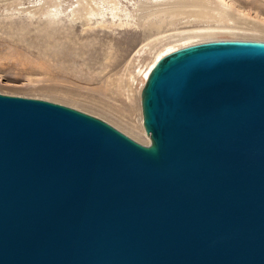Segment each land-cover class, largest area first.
<instances>
[{
	"label": "water",
	"instance_id": "1",
	"mask_svg": "<svg viewBox=\"0 0 264 264\" xmlns=\"http://www.w3.org/2000/svg\"><path fill=\"white\" fill-rule=\"evenodd\" d=\"M141 145L0 94V264H264V42L158 59Z\"/></svg>",
	"mask_w": 264,
	"mask_h": 264
},
{
	"label": "rangeland",
	"instance_id": "2",
	"mask_svg": "<svg viewBox=\"0 0 264 264\" xmlns=\"http://www.w3.org/2000/svg\"><path fill=\"white\" fill-rule=\"evenodd\" d=\"M173 1L0 0V94L76 109L148 145L140 93L158 59L210 41L264 42V0H198L203 10L184 15Z\"/></svg>",
	"mask_w": 264,
	"mask_h": 264
},
{
	"label": "bare ground",
	"instance_id": "3",
	"mask_svg": "<svg viewBox=\"0 0 264 264\" xmlns=\"http://www.w3.org/2000/svg\"><path fill=\"white\" fill-rule=\"evenodd\" d=\"M56 1V0H55ZM163 1V0H162ZM198 0H174L173 1V3H172V8H173V10L174 11H180V13L182 12V11H184V10H186V11H190V10H200L201 9V7H202V4L201 3H199V2H197ZM38 3H40V2H38ZM162 3V2H161ZM41 4V3H40ZM45 4V3H44ZM52 4V3H51ZM164 5V4H163ZM162 5V6H163ZM157 6V5H156ZM161 6V5H160ZM170 7V8H171ZM164 10V9H163ZM201 10H203V9H201ZM160 11H162V10H160ZM166 12H167V10H166ZM171 12H172V10H171ZM170 11H169V13H171ZM196 12V11H195ZM202 12V11H201ZM199 13L198 14V12H196L197 14L196 15H200V14H202V13ZM51 13V12H50ZM168 13V14H169ZM183 13V12H182ZM181 13V14H182ZM175 14V13H174ZM174 14H173V16H174ZM177 14V13H176ZM171 15V14H170ZM179 15V14H178ZM182 15H184V13L182 14ZM181 15V16H182ZM188 15H190V14H188ZM176 16V15H175ZM193 16H195V14L193 15ZM197 17V16H196ZM148 75V74H147ZM147 77V76H146Z\"/></svg>",
	"mask_w": 264,
	"mask_h": 264
}]
</instances>
